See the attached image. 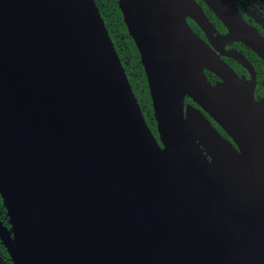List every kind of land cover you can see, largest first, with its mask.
<instances>
[{"label":"water","instance_id":"95a60500","mask_svg":"<svg viewBox=\"0 0 264 264\" xmlns=\"http://www.w3.org/2000/svg\"><path fill=\"white\" fill-rule=\"evenodd\" d=\"M118 4L157 137L93 0H0V195L13 263L264 264V109L253 87L192 31L187 17L206 34L210 25L194 0ZM223 4L208 5L231 30Z\"/></svg>","mask_w":264,"mask_h":264},{"label":"flooded vegetation","instance_id":"af4514ba","mask_svg":"<svg viewBox=\"0 0 264 264\" xmlns=\"http://www.w3.org/2000/svg\"><path fill=\"white\" fill-rule=\"evenodd\" d=\"M93 1L95 6L99 3V0ZM194 1L202 8L210 23L209 34L187 17L188 25L199 38L209 44L238 78L248 87H253V99L257 106L264 109V0H222L223 9L225 8L222 16L227 24L235 25L231 30L208 5L213 0H208V3L205 0ZM216 38L218 40L214 44ZM204 73L212 85L221 81V78L210 70L205 69ZM185 103L198 108L189 97L185 98ZM203 114L212 126L236 147L224 130L205 112ZM6 237L14 245L9 216L0 195V264H14L4 242Z\"/></svg>","mask_w":264,"mask_h":264},{"label":"trees","instance_id":"16d2710c","mask_svg":"<svg viewBox=\"0 0 264 264\" xmlns=\"http://www.w3.org/2000/svg\"><path fill=\"white\" fill-rule=\"evenodd\" d=\"M96 7L107 28L145 120L155 137H157L144 68L140 62L135 43L127 32L119 4L116 0H99Z\"/></svg>","mask_w":264,"mask_h":264}]
</instances>
